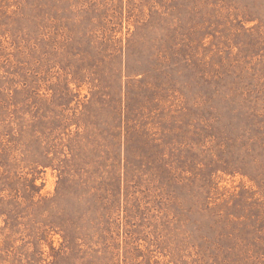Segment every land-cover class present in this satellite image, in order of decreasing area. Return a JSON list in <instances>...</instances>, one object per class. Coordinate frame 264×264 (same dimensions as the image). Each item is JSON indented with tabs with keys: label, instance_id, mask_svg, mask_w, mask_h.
I'll list each match as a JSON object with an SVG mask.
<instances>
[{
	"label": "rangeland",
	"instance_id": "rangeland-1",
	"mask_svg": "<svg viewBox=\"0 0 264 264\" xmlns=\"http://www.w3.org/2000/svg\"><path fill=\"white\" fill-rule=\"evenodd\" d=\"M0 264H264V0H0Z\"/></svg>",
	"mask_w": 264,
	"mask_h": 264
}]
</instances>
